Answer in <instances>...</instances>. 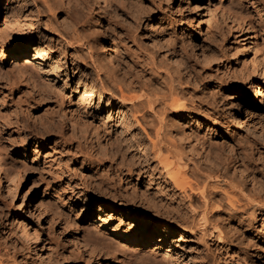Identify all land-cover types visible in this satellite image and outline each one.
Masks as SVG:
<instances>
[{
    "label": "rangeland",
    "instance_id": "1",
    "mask_svg": "<svg viewBox=\"0 0 264 264\" xmlns=\"http://www.w3.org/2000/svg\"><path fill=\"white\" fill-rule=\"evenodd\" d=\"M43 1L0 0L2 35L13 40L32 30L47 34L54 45L47 47L44 62L32 53L0 62V141L23 178L0 171V264H52V259L60 264H264L259 241L264 210L257 208L248 210L258 219L256 233L240 236L243 249H206L199 231L190 241H180L184 248L173 246L177 236H169L161 249L116 234L160 238L155 224L169 218L155 208L157 191L175 194L177 202L183 198L169 178L167 186L157 159H141L139 144L121 122L116 125L114 118L127 112L130 102L121 101L118 90H100L107 71L135 77L138 62L152 56L166 68H180L175 71L182 88L199 107L188 116H168L164 152L173 147L184 152L192 182L195 166L221 161L216 167L228 174L217 178L222 184L240 180L249 197L264 190V0H45L52 12ZM66 24L72 25L70 33L78 31L94 44L69 46ZM101 26L107 28L104 33ZM51 28L56 33L48 32ZM254 44L262 49L260 58L254 56ZM79 53L85 56L72 62ZM64 54L73 55L65 60ZM94 60L106 73L98 72ZM139 126L134 122L137 130L131 133L143 132ZM97 130L100 137L107 133L102 145ZM116 132L128 146L124 153L108 139ZM144 219L154 225L147 229Z\"/></svg>",
    "mask_w": 264,
    "mask_h": 264
},
{
    "label": "bare ground",
    "instance_id": "2",
    "mask_svg": "<svg viewBox=\"0 0 264 264\" xmlns=\"http://www.w3.org/2000/svg\"><path fill=\"white\" fill-rule=\"evenodd\" d=\"M43 2H44V4H47L48 11L52 12L53 6L49 2H46L45 0ZM194 8H196V6ZM66 13H68V12H66ZM69 13L67 15H69ZM74 14H75V11H74ZM76 15H77V13H76ZM236 17L238 18V15H236ZM233 19H235V16ZM70 23L73 24L72 22H70ZM48 25L50 27L53 25L52 20L48 22ZM71 27H72V25H71ZM71 27H69L68 25L65 26L66 34L70 38V40H67V44H69V46L77 45L79 48H81V46H84L85 44L90 45L91 43L94 42L92 40L84 38L85 36L84 37L81 36L80 33L77 34L78 31L77 32L75 31L76 32L75 34L70 33L69 29H71ZM73 28H74V25H73ZM102 28H104V27L101 26L100 30ZM106 29L104 28L103 33L105 32ZM4 32H5V30H4ZM48 32L56 33L54 28H51L50 30H48ZM29 33L30 34H28V35L26 34L25 36H23L22 34H19L18 35L19 37L13 38V40H12L11 37L6 38V36L2 35L0 32V62H4L11 55H15L18 58L22 54H30V53H32V55L31 54L30 55L33 56V59L35 61L44 62L45 54L50 53V50L47 47L52 48V46H54V45H51L48 43V40L51 38H49L47 36V34L46 35H36L35 32H33L32 30H30ZM117 38H119V37H117ZM33 41L40 42V45L33 47V45H34ZM121 42H123V41H121ZM121 42H120V44L125 43V42L124 43H121ZM44 43H46L45 46H42L41 44L44 45ZM250 44H251V42H250ZM252 46L254 49V56L256 58L258 57V55L260 56L263 54L260 46H258L257 44H254ZM58 48H59V46H58ZM245 48H246V46L244 47V49ZM81 51H79V52H81ZM129 52H130V50H128V54H129ZM80 54L81 53H79V55L76 54L77 56H75V57L72 56V62L75 63L76 61H78V59H79L78 57H80L82 55V54L81 55ZM89 54H91V53H89ZM70 55H73V54H64V57L66 58L65 60H69ZM129 55H131V54H129ZM111 56L113 57V55H111ZM88 58L93 59L92 56L87 57V59ZM258 58H260V57H258ZM158 59L156 58V56H152L149 59H143L141 62H138L139 66L138 67L136 66L138 69V74L136 73L137 76L133 75L135 77L130 76L131 78L127 77L126 75H123L122 77L111 76L110 75L111 73H109L106 70L107 68H104L105 66H103V64L100 66V63H98L99 61L97 62L94 60L92 63V64L96 65V69H98V72L101 71L104 74V72L106 73V71H107V73H106L107 75L105 74L106 79L104 78L105 80H103V78H102L100 90L102 92H105L106 89H108V88H110L109 90L110 91L112 90V92L113 91L117 92V90H118V92L120 94L121 101L130 102V104H129L130 107L128 106L129 110H126L127 112H123V113H122V111H120L118 113V116L114 118V121L117 122L116 125H119L118 123L121 122L120 124L124 125V127H125L124 128L122 126L124 128L123 131L125 133L127 132L129 134V136L131 138L130 140H133V141L135 140L139 144V147H138L140 150V156L139 157L141 159L146 160L149 157L152 159H157L158 163L163 166V168H161V169H164V171L166 172L165 175H167V176H165V177H167V179H166L167 186L168 187L170 186L171 183H169L170 182L169 180H171V182H173L172 185L174 184L176 186V188L181 190V194H182V198H183L177 202L175 199L172 198L175 194L174 195L172 194L173 196H171L169 194V192L164 191V188L161 189L159 187L160 189L157 192L161 193V195H159L157 197V199L159 201L157 202L158 205L156 204L155 208L158 212L162 211L163 213L162 212L161 213L164 214L167 218H169V220H167V221L158 223L157 225L155 224V226L158 227V231H159V233L156 235H160V238H148V237L140 238V236H137L136 233L131 235L127 231L124 233H116V234H118L120 238L127 239L128 242L138 243V244L140 243L141 246L147 245L148 243H150L152 246L156 247V249H161L163 242L166 241L169 238V236H171V237L177 236V238L175 240L176 244H173V246H179V247L184 248V246L182 244H180V241H190L192 239L190 237L194 234H197V231H199L200 235L202 237L201 241L204 244V246L206 247V249H216V250L224 249V248L225 249H243V247L241 246L242 242H240V238L242 237L241 235L247 233V231H253L254 233H256L255 232L256 231L255 230L256 229L255 228V220L258 219V216L255 214L256 213L255 211L252 213H249L248 210L250 208H254V209L257 208L260 210H264V192H262L264 190L254 192L253 195L251 197H249L244 192L245 189H243L244 187H242L243 186V185H241L242 183H239L240 180H235V181H238V183H237V182H233L234 179L233 180L227 179V180H231V181L226 182L227 180H225L226 183L222 184L220 181H218V179L221 180L222 177H224V179H226L225 177L228 174H226L227 172H224L225 170L222 171L221 167L218 168L219 166H221V161H220V163H218L217 165H215L213 167H212V165L211 166L210 165L209 166H207V165L195 166L193 168V170H191V172L193 173V176L195 175L194 177H196V180L194 178L193 180H195V181L192 182V179L189 180L190 178L187 177V175H188V171H187L188 161L185 159H189V158L187 157V158L183 159L184 154L181 155L184 152L181 153V149L179 150L178 148H175V147H173V149H177V151H180L179 153L176 150H174L175 151L174 152L173 149L169 150L170 152H168V150L166 149L168 154L164 152V150H163L164 147H162V142H163L162 136H163V132H166L165 131L167 129L166 125L168 127L170 125V124H167V121H166V119L169 118L168 116L169 115L171 116L172 113L183 114V115L188 116V115H190L189 113H192L193 110H196L197 109L196 107H199V105L197 106V103H195V100H193V98L191 99V97H188V94L186 93L187 90L185 91V89L182 88V83L180 82V80H181L180 72L175 71V70L179 71L180 68L179 69L177 68L174 70H172L170 68H166L169 65L167 63H165L163 60L161 62V59L160 60H158ZM82 61H83V59H82ZM176 61H173V62H176ZM256 61H257V59H256ZM177 62H179V61H177ZM173 64H175V63H173ZM85 65H88V64L86 63ZM176 66L177 65H175V67ZM77 67H78V65H75L76 69H77ZM177 67H180L179 64ZM134 71H133V73H134ZM74 73L77 74L78 71L75 70ZM130 74H132V73H130ZM23 76H25V75H23ZM133 89H138L140 91L139 94L138 95L130 94V91ZM95 93H97V92H95ZM256 93H258V92H256ZM260 94H263V92ZM188 98L191 99L190 102H189L190 99L187 100ZM94 99L96 100L97 98H94ZM104 105L107 106V104H104ZM134 122H135V125H136V123L138 125H140L141 127L140 126L139 127L143 131L140 133L137 132V134H139L138 135L139 138H137V140L134 138V136H136V135L131 133L132 131L137 130L136 127H133ZM98 131L99 130H97V132ZM94 134H96V131ZM105 134L107 135V133H105ZM105 134H103L101 137L99 136L100 132H98L96 134V137H97L96 139L98 140L99 144H101V145H102L101 138H103ZM117 135H118L117 132H116V135L111 134L108 139H111V143H110L111 145L116 143V148L118 150H121L122 151L121 153H124V152H126L128 146L125 144H122L123 141H121V140H124V139H121ZM164 135H165V133H164ZM138 136H136V137H138ZM0 137H2V136H0ZM112 137H114L115 141L112 140ZM165 137H167V136H165ZM106 138L107 137H104V141ZM171 141H173V140H171ZM174 145H175V142H174ZM177 146H179V145H177ZM4 150H5V148L3 147V145L1 144V141H0V171L3 170L6 173L7 177H13V176L16 177L17 176V178L21 181L23 178H21V176H20V170H18V167H16L15 165L12 164L13 162L12 163L9 162V159L7 158L8 155H6V153H5L6 150L5 151ZM176 154H177V156H176ZM178 155H179V157H178ZM174 156H176V158H178V159H172ZM171 160H175V161L173 162ZM183 160L187 161V162H181ZM207 161H209V160H207ZM210 164H211V162H210ZM216 166H218V167H216ZM223 169H224V166H223ZM160 174H162V173L160 172ZM150 175H151V173H150ZM158 175H159V173H158ZM151 176H148V177H151ZM168 178H169V180H168ZM215 178L216 179L218 178V179L215 180ZM163 185H165V184H163ZM175 186H174V188H175ZM155 194H157V193H155ZM169 195H170V197H169ZM129 198H131V197H129ZM131 200H132V198H131ZM154 205H151V206L153 207ZM88 214H89V212H87L85 215H88ZM100 219H102L103 222L106 223L102 217H100ZM260 219H262V217ZM144 221L146 223L147 229H149V226L152 227L154 225V223L151 221V219H148V220L144 219ZM173 221H175V223L176 222L180 223L182 225L183 229H179V228L175 227L174 224L172 225ZM262 224L264 225V220H262ZM227 225H229L231 229H229V226L227 227ZM98 236H99V233H98ZM97 237H95V238H97ZM98 239H99V237H98ZM242 240L243 239L241 238V241ZM259 241L260 242L263 241L261 243L264 245V234H261V238H259ZM98 243L101 244L100 242H98ZM35 244H36V242H35ZM118 246L120 247V245H118ZM89 248H90V250H92L91 247H89ZM167 249H169V248H167ZM204 253H205L204 258L206 259L208 256V253L206 252V250L204 251ZM48 254L50 256L52 255L50 253H48ZM50 256L48 259L51 258ZM91 256H92V254H91ZM201 256H202V254H201ZM46 261H48V260L46 259ZM52 261L53 262H51V261H48V262H51L52 264H58V263L60 264V262H58L57 260L56 261L58 263H56L54 261V259H52Z\"/></svg>",
    "mask_w": 264,
    "mask_h": 264
}]
</instances>
